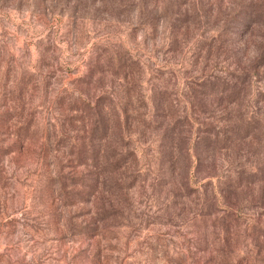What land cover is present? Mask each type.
<instances>
[{"label": "rangeland", "instance_id": "obj_1", "mask_svg": "<svg viewBox=\"0 0 264 264\" xmlns=\"http://www.w3.org/2000/svg\"><path fill=\"white\" fill-rule=\"evenodd\" d=\"M0 264H264V0H0Z\"/></svg>", "mask_w": 264, "mask_h": 264}]
</instances>
